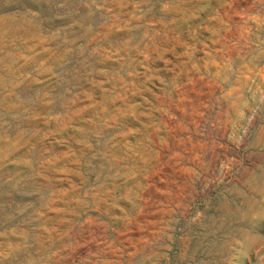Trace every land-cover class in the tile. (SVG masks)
<instances>
[{
	"label": "rangeland",
	"instance_id": "374dc122",
	"mask_svg": "<svg viewBox=\"0 0 264 264\" xmlns=\"http://www.w3.org/2000/svg\"><path fill=\"white\" fill-rule=\"evenodd\" d=\"M0 264H264V0H0Z\"/></svg>",
	"mask_w": 264,
	"mask_h": 264
}]
</instances>
